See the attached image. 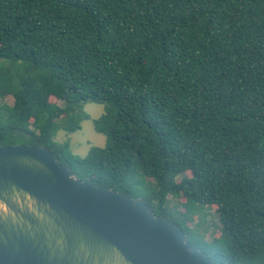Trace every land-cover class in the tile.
Returning <instances> with one entry per match:
<instances>
[{
    "label": "trees",
    "instance_id": "16d2710c",
    "mask_svg": "<svg viewBox=\"0 0 264 264\" xmlns=\"http://www.w3.org/2000/svg\"><path fill=\"white\" fill-rule=\"evenodd\" d=\"M87 102L107 140L79 156L54 136ZM16 143L142 199L216 264H264V0H0V146ZM211 205L207 240L187 223Z\"/></svg>",
    "mask_w": 264,
    "mask_h": 264
},
{
    "label": "water",
    "instance_id": "95a60500",
    "mask_svg": "<svg viewBox=\"0 0 264 264\" xmlns=\"http://www.w3.org/2000/svg\"><path fill=\"white\" fill-rule=\"evenodd\" d=\"M0 264H216L140 198L44 146H0Z\"/></svg>",
    "mask_w": 264,
    "mask_h": 264
},
{
    "label": "rangeland",
    "instance_id": "374dc122",
    "mask_svg": "<svg viewBox=\"0 0 264 264\" xmlns=\"http://www.w3.org/2000/svg\"><path fill=\"white\" fill-rule=\"evenodd\" d=\"M49 100L51 102L61 104V101L57 100L55 97L51 96ZM3 101L11 104L13 98L8 95L4 97ZM83 111L86 114V117L81 120L79 129L73 132H68L61 128L54 136V139L58 142L67 141L71 152L79 156H84L91 146H104L107 140L106 135L96 131L93 125L94 119L98 118L103 113L104 104L87 102L83 105ZM184 175L189 176L190 172L187 171ZM178 178H180V176ZM168 197L169 207L171 210H184L183 202L185 201V198L183 196L177 198H172L171 196ZM215 209L216 205L205 207L204 211L206 214L202 218H199L198 215L195 214L193 216V220L187 223L192 228L196 225V222L199 221V230L203 233L204 238L207 240H210L213 236H218L220 233L218 216ZM192 234L195 242L202 241V237L199 233L194 231Z\"/></svg>",
    "mask_w": 264,
    "mask_h": 264
}]
</instances>
